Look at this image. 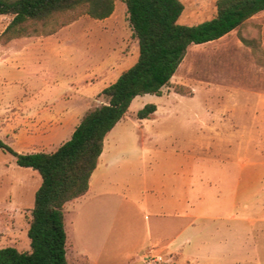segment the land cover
Wrapping results in <instances>:
<instances>
[{
	"label": "rangeland",
	"instance_id": "obj_1",
	"mask_svg": "<svg viewBox=\"0 0 264 264\" xmlns=\"http://www.w3.org/2000/svg\"><path fill=\"white\" fill-rule=\"evenodd\" d=\"M180 1L179 23L195 24L215 13L216 0ZM10 19L0 14V138L17 152H50L65 140V133L51 137L60 124H72L82 110L105 102L99 92L136 60L137 41L121 0H114L105 18L69 10L32 23L28 34L4 42L2 31ZM104 63L110 65L100 77ZM82 97L89 98L87 105ZM146 103H154L156 110L138 119L136 112ZM73 109L79 110L67 115ZM164 164L170 165L171 183L185 178L188 192L197 190L199 198L185 217L160 221L143 203L140 186L150 169ZM108 175L113 178L109 189L118 187L123 199H140L136 205L122 202L123 221L131 229L136 226L140 238L149 229L173 238L186 225L182 235L188 242L179 236L169 239L165 249L153 248L161 264H226L233 243L241 247L235 238L238 226L251 232L246 244L264 243V234L259 238L264 228V10L217 39L189 45L160 95L140 94L131 100L106 135L92 191ZM199 178L207 183L200 185ZM39 183L36 170L18 166L0 150V247L30 249L27 228ZM83 203L64 219L68 264H85L77 255L85 242L83 226L96 231L101 226L97 216L83 222ZM231 213L238 217L233 220ZM121 215L107 218L106 227ZM243 215L244 222L237 220ZM182 242L181 256L170 253ZM149 243L131 245L132 253L142 259Z\"/></svg>",
	"mask_w": 264,
	"mask_h": 264
},
{
	"label": "trees",
	"instance_id": "obj_2",
	"mask_svg": "<svg viewBox=\"0 0 264 264\" xmlns=\"http://www.w3.org/2000/svg\"><path fill=\"white\" fill-rule=\"evenodd\" d=\"M121 1L137 41V57L100 91L105 102L88 108L70 136L50 152H17L0 138L1 151L40 176L27 228L30 249L0 247V264H68L64 204L87 191L103 139L124 117L131 100L140 94L160 95L189 45L217 39L264 10V0H216L210 18L188 25L178 22L183 10L180 0ZM75 9L102 19L113 11L114 0H0V14L11 15L2 31L3 41L28 34L26 27L32 23ZM174 91L183 94L179 87ZM155 110L154 103H146L136 117L148 118Z\"/></svg>",
	"mask_w": 264,
	"mask_h": 264
},
{
	"label": "crops",
	"instance_id": "obj_3",
	"mask_svg": "<svg viewBox=\"0 0 264 264\" xmlns=\"http://www.w3.org/2000/svg\"><path fill=\"white\" fill-rule=\"evenodd\" d=\"M109 65H106L104 63L101 66V69L99 71L101 75L100 77L104 75L105 69H107ZM81 100L83 105H87L89 98L82 97ZM78 110L79 109H73L71 110L72 112L70 111L67 115H71V113H77ZM86 110L87 108H85L81 112L79 111L80 115L76 116V120L74 121V123L68 124L67 126H64V124H60L63 129L61 128L60 131L58 130V132L54 133V135H52L51 137L53 139H56L60 132L63 134L65 133L66 140L70 136L74 126L77 124L80 117ZM106 135L103 139L102 152L98 156L96 166L89 177L87 191L83 195L69 200L64 204V219L67 212L75 210L78 207V204L83 201V222H86L87 219L90 220L91 216H97L99 217V222L101 223L98 231H96L92 225L88 227H86V225L83 226V239L85 242L83 244V248H79L77 250V255L85 260V264H142L141 262H144L146 260L144 259L145 250L149 247H152L155 250L165 249L172 243V241L169 239H175L179 236H183L182 239L188 242V236L182 235V232L185 231L186 225L179 227L173 238L170 237L171 235H167L166 237L164 235V232L162 231L150 229L149 231L145 230L142 238H140L141 233L136 226L132 229L129 224L126 226L122 218L123 200H125V202L130 205H136L139 204L140 199L133 198L128 195L123 199L122 195L120 194V189L117 190L118 187L111 186L109 189L107 184L113 181V178L110 175L103 179L106 185L103 184L102 187L101 185L99 187H95V190H93L94 192L92 191V181L96 176L99 158L103 154ZM197 182H199L200 185L207 183L204 182L202 178H199ZM187 186L188 184L183 177H178V179L171 183L170 165L164 164L155 169L152 168L147 172V175L143 178V184L140 186V190L145 194L143 197V203L149 206L153 217L159 218V220L161 221L160 218L164 217L174 216L181 218L186 216L187 208H190L193 205V199L195 197L199 198V193H197V190H191V193H189L187 190ZM189 186L193 187L191 186V184ZM135 190H137L136 187L132 190L133 193H135ZM148 192L152 194L149 195V197H147L146 195ZM155 192L162 193V196L155 195ZM127 213H129V210L127 211ZM119 215L121 216L118 219V223L113 222L112 225L106 227L107 218L108 220H110L111 217H114L115 219V217ZM229 216L233 220L238 217V215L234 213L229 214ZM245 219L247 218L245 217V215H243L241 217L239 216L237 220L244 222ZM190 225H192V223H190ZM231 230L232 236L235 235L234 226L231 227ZM238 230L239 235H235V238H238L240 240L239 242H241V247H238L240 250L238 251V248L235 247L233 243L232 247L228 249L227 259H229L230 262H227L226 264H264V243L258 245H250L251 243L246 244L245 241L247 237H249L251 232L248 229L246 230L244 226H238ZM263 234L264 228H260L259 238L261 239V241L263 238ZM148 239L150 240V243L145 247L144 253L142 254L143 258L140 259V257H138L136 253H132L133 249H131V245H134L133 247H136V245L142 240L148 241ZM183 242L180 244V246H174V248L170 250V253L177 252L181 256L180 250ZM179 263H182V261H180Z\"/></svg>",
	"mask_w": 264,
	"mask_h": 264
},
{
	"label": "built area",
	"instance_id": "obj_4",
	"mask_svg": "<svg viewBox=\"0 0 264 264\" xmlns=\"http://www.w3.org/2000/svg\"><path fill=\"white\" fill-rule=\"evenodd\" d=\"M145 257V264H161V256L158 254H154L152 247H149L145 250Z\"/></svg>",
	"mask_w": 264,
	"mask_h": 264
}]
</instances>
